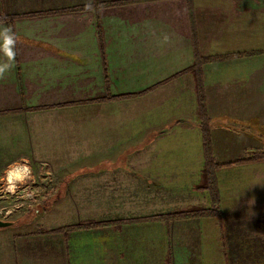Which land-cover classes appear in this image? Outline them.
Returning <instances> with one entry per match:
<instances>
[{
  "label": "crops",
  "instance_id": "obj_1",
  "mask_svg": "<svg viewBox=\"0 0 264 264\" xmlns=\"http://www.w3.org/2000/svg\"><path fill=\"white\" fill-rule=\"evenodd\" d=\"M0 21L19 37L0 79V181L43 158L64 192L48 231L0 230V264H264V181L247 178L264 164L216 171L222 229L158 219L210 207L193 36L222 58L200 67L215 162L264 151V0H0ZM82 221L112 225L52 232Z\"/></svg>",
  "mask_w": 264,
  "mask_h": 264
},
{
  "label": "rangeland",
  "instance_id": "obj_2",
  "mask_svg": "<svg viewBox=\"0 0 264 264\" xmlns=\"http://www.w3.org/2000/svg\"><path fill=\"white\" fill-rule=\"evenodd\" d=\"M25 155L28 156L31 155V153L26 150ZM28 159L29 160L25 162H22L23 160L21 159L15 160L18 162L8 170L10 171L15 168L22 170L24 167H29L31 169L30 176L23 180V182L12 180L8 171L5 175L1 176L0 220L12 222L13 225L0 230H10L9 228H18V226L25 225L23 226L25 230L48 231L51 226L58 224L59 218L64 215V206H56V204L60 202L59 200H61L58 198V195L60 193L64 194V192L55 191L59 182L56 176L51 175L52 171L50 165L54 161L43 158ZM9 160L12 161L13 159ZM254 164H264V162ZM247 178L248 181H264V173L263 175L247 176ZM238 181H240V177H238ZM55 198H58V201H56ZM261 231L263 234L264 228L259 230V232ZM1 232L2 231H0V243L3 239ZM251 257L252 264H259V262L256 261V256ZM239 259H241V256H239ZM236 264H241V262H238L237 259Z\"/></svg>",
  "mask_w": 264,
  "mask_h": 264
},
{
  "label": "trees",
  "instance_id": "obj_3",
  "mask_svg": "<svg viewBox=\"0 0 264 264\" xmlns=\"http://www.w3.org/2000/svg\"><path fill=\"white\" fill-rule=\"evenodd\" d=\"M113 5L115 4H106L104 6H113ZM192 39H193L192 41H193V50H194V63L188 71L194 74L198 80L196 87L197 109H198L199 129L202 138V152L204 155V169L202 171V176H201L202 183L201 186L199 187V190L207 191L209 193L210 207L208 209H190L185 211H178V212L166 214L164 216L159 217L158 219L164 222L165 224H169L172 221L208 217V218L216 219L218 221L220 229H222L221 214L219 208V195H218L216 179H215L216 171H218L221 168L230 167L234 165H244V164H254V163L264 162V151L259 153L256 152L251 156L243 157L229 164L221 165L215 162L213 158L212 147L210 142V134H209L210 123L206 109L205 95L200 78L201 77L200 67L206 62L216 61L222 58H205L200 56L199 52L197 51L196 39L194 36ZM129 97H132V95L117 96L113 98L123 99ZM109 225L112 224L107 222L84 221L75 225H68L53 230L52 232L62 233L64 236H68L73 232L99 229L102 227H107Z\"/></svg>",
  "mask_w": 264,
  "mask_h": 264
},
{
  "label": "clouds",
  "instance_id": "obj_4",
  "mask_svg": "<svg viewBox=\"0 0 264 264\" xmlns=\"http://www.w3.org/2000/svg\"><path fill=\"white\" fill-rule=\"evenodd\" d=\"M85 8L89 11L95 10L92 3L86 4ZM18 42L19 37L13 32L11 26H5L4 22L0 21V52H2L6 58L4 62H0V79H4L6 74L14 67L17 55L16 45ZM30 172L31 169L29 167H24L22 170L15 168L10 170L9 175L12 177V180L23 182V180L30 176Z\"/></svg>",
  "mask_w": 264,
  "mask_h": 264
},
{
  "label": "water",
  "instance_id": "obj_5",
  "mask_svg": "<svg viewBox=\"0 0 264 264\" xmlns=\"http://www.w3.org/2000/svg\"><path fill=\"white\" fill-rule=\"evenodd\" d=\"M12 225H13L12 222H6V221L0 220V229L7 228V227H10Z\"/></svg>",
  "mask_w": 264,
  "mask_h": 264
}]
</instances>
